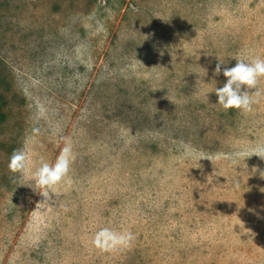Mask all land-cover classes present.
Wrapping results in <instances>:
<instances>
[{"label": "rangeland", "instance_id": "374dc122", "mask_svg": "<svg viewBox=\"0 0 264 264\" xmlns=\"http://www.w3.org/2000/svg\"><path fill=\"white\" fill-rule=\"evenodd\" d=\"M234 56L264 58V0H0V264H264V159L223 158L264 144V96L216 104ZM65 139L72 184L37 205L9 160ZM106 226L132 246L97 250Z\"/></svg>", "mask_w": 264, "mask_h": 264}, {"label": "clouds", "instance_id": "9594fccd", "mask_svg": "<svg viewBox=\"0 0 264 264\" xmlns=\"http://www.w3.org/2000/svg\"><path fill=\"white\" fill-rule=\"evenodd\" d=\"M236 64L232 67L222 68L225 62L219 60L215 66L214 76L221 73L226 81L221 87H215L214 92L217 96L216 104L223 110L235 109L241 115H248L254 112V105L259 102V98L264 96V88H262L261 80L264 79V58L260 56L244 57L234 56ZM198 73V72H195ZM197 83L200 82L201 74L198 73ZM207 76V72L204 77ZM159 77V74H157ZM205 82V81H204ZM33 137L39 133V129L34 128ZM27 143V141H26ZM257 155L264 159V144H258L250 149L235 150L223 158L228 160L233 166L243 167L246 164V158ZM185 159H202L205 158L202 153L190 146H185L183 153ZM210 160L219 157L208 156ZM76 159L70 141L65 139L64 147L60 150L54 163H49L43 158L40 159L38 167H33V162L26 149H20L13 153L9 160L8 167L13 173H18L21 178L31 181L29 184L43 198L41 203H48L55 200L59 194L58 189L71 185V167ZM218 170L215 168L213 175ZM257 169L253 168L251 173ZM260 177L264 178V171H260ZM233 186L239 188V182L234 181ZM264 191V189H262ZM135 240V234L129 229L116 230L111 227H101L93 235L92 245L99 251L111 253L117 251H125L129 249Z\"/></svg>", "mask_w": 264, "mask_h": 264}]
</instances>
